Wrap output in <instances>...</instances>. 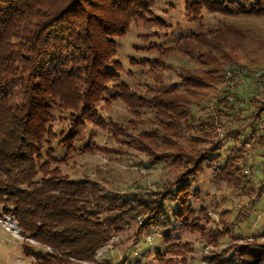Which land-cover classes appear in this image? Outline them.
I'll use <instances>...</instances> for the list:
<instances>
[{
	"label": "trees",
	"instance_id": "trees-1",
	"mask_svg": "<svg viewBox=\"0 0 264 264\" xmlns=\"http://www.w3.org/2000/svg\"><path fill=\"white\" fill-rule=\"evenodd\" d=\"M155 1L0 0V205L23 234L50 250L41 254L26 247L32 264H95L101 248L130 230L134 241L157 234L166 254L181 256L175 264H192L185 258L186 245L177 243L170 251L169 233L187 227L194 231L198 225L189 204L197 197L191 187L198 175L209 166L217 179L239 191L251 190L244 167L234 164L239 155L221 167L211 165L222 159L219 142L211 140L218 129L211 118L194 126L189 151L177 141L194 103L208 100L216 90L235 97L229 86L239 83L240 75L250 82L257 79L256 70L264 67V0H184L185 17L197 22L198 30L158 48L160 62L155 61L163 67L173 54L190 63L181 76L182 88L138 92L118 81L115 39L135 21L163 26L150 14ZM210 14L213 22L201 24ZM254 102L251 126L264 116V98ZM115 104L124 106L130 118L109 124L113 133L126 137L134 119L150 122L152 115L162 133L152 124L134 140L151 144L130 147L148 157L147 165L167 162L172 173L178 172L147 194L138 188L124 194L107 191L96 179H73L59 168L77 151L74 143L86 125H108L100 113ZM56 120L66 122L59 133ZM233 134L237 138L239 131ZM166 137L174 144L170 149L161 147ZM91 149L85 144L79 153ZM57 150L64 151L60 159ZM263 192L264 178L256 195ZM259 249L234 244L201 264H229L232 257L237 264L264 263Z\"/></svg>",
	"mask_w": 264,
	"mask_h": 264
},
{
	"label": "rangeland",
	"instance_id": "rangeland-1",
	"mask_svg": "<svg viewBox=\"0 0 264 264\" xmlns=\"http://www.w3.org/2000/svg\"><path fill=\"white\" fill-rule=\"evenodd\" d=\"M152 10L151 16L158 18L163 26L135 21L123 37L115 39L116 58L121 69L118 81L138 92L147 89L154 92L169 90L173 86L181 90L183 70L191 67V64L181 56L170 54L163 61V67H160L159 63H155L156 60L160 62L158 48L168 47L176 38L196 32L198 24L185 17L184 0H156ZM213 17L207 15L200 23L213 22ZM256 71L255 83L242 79L241 75L239 83L232 81L234 84L229 87L237 99L234 95H224L223 91L216 90L211 91L212 97L208 100L194 103L189 110L188 124L177 141L183 146L182 150L189 151L191 148L188 143L192 135L197 134L194 126L201 122L199 125L202 127V123L211 118L218 128L211 140L219 142L217 146L221 148L218 154L222 158L218 163L214 159L216 155L211 156L214 159L211 165L221 167L226 159L239 155V163L234 159V164L244 167L245 179L250 181L245 185L251 188L237 190L235 185L227 183L222 177L217 179L213 168L209 166L198 175L191 187L197 197L195 200L190 199L189 203L199 220H196L198 225L193 227L196 230L187 227L169 233L172 243L170 251L174 250L177 243L181 247L186 245L188 251H185V258L188 261L191 259L192 264H201L203 258H214L228 248L232 250L234 244L259 247L261 252L258 258L264 256V192L260 198L256 195L264 178V116L253 126L249 125L255 108L254 100L264 98V67ZM154 78L160 82H155ZM146 95L150 98L151 93ZM100 116L108 125L104 128L86 125V130L80 133L79 140L74 143L77 151L70 154L67 166L59 165L62 173H67L73 179L83 176L96 179L105 190L120 194L132 192L135 188L147 194L177 176L176 169L171 172L170 163L147 165L148 157L130 147L151 144L149 140H137V143L134 140L137 133L150 129L152 124L156 132L162 133L152 121V115L148 116L150 122L134 119L128 132L125 131L126 137H118L109 126L127 122L130 115L124 106L115 104L107 112L102 111ZM56 117H59L58 114ZM65 125V121L56 120L54 129L59 133ZM235 131H239L237 138L233 137ZM166 139L161 147L170 149L174 144L168 137ZM151 140L155 142V139ZM85 144L92 146L91 151L79 153ZM173 152L176 153L175 150ZM63 153V150H57L55 156L60 159ZM242 158L244 161H241ZM1 206L0 264H32L34 258L27 252L28 246L33 252L50 253L48 248L23 234L12 214L5 209L2 211ZM134 240L133 230L113 237L97 252L95 264H175L181 258L166 254L161 239L155 233ZM228 261L229 264H237L234 257Z\"/></svg>",
	"mask_w": 264,
	"mask_h": 264
}]
</instances>
